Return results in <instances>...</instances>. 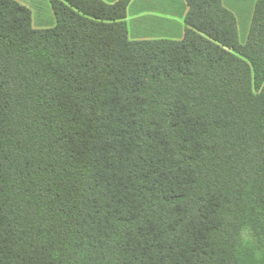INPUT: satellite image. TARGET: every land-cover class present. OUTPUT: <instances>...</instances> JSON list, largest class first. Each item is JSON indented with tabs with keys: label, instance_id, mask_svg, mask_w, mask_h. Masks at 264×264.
Returning a JSON list of instances; mask_svg holds the SVG:
<instances>
[{
	"label": "trees",
	"instance_id": "obj_1",
	"mask_svg": "<svg viewBox=\"0 0 264 264\" xmlns=\"http://www.w3.org/2000/svg\"><path fill=\"white\" fill-rule=\"evenodd\" d=\"M130 0H0V264H264V0L130 40Z\"/></svg>",
	"mask_w": 264,
	"mask_h": 264
},
{
	"label": "crops",
	"instance_id": "obj_2",
	"mask_svg": "<svg viewBox=\"0 0 264 264\" xmlns=\"http://www.w3.org/2000/svg\"><path fill=\"white\" fill-rule=\"evenodd\" d=\"M102 1L112 5L118 0ZM254 3L255 0L253 1V6ZM222 4L234 14L233 10L224 5L223 0ZM186 11L184 0H130L125 18L128 36L131 40H179L184 35V16ZM141 20L144 24L135 26L133 30L135 36H131V22H141Z\"/></svg>",
	"mask_w": 264,
	"mask_h": 264
},
{
	"label": "rangeland",
	"instance_id": "obj_3",
	"mask_svg": "<svg viewBox=\"0 0 264 264\" xmlns=\"http://www.w3.org/2000/svg\"><path fill=\"white\" fill-rule=\"evenodd\" d=\"M19 4L25 5L30 11L31 25L35 29L42 28H51L56 23L55 15L53 16V10L51 8V3L49 4V0H14ZM253 1L254 0H223L224 5L229 9L233 10L234 16L237 22L239 41L243 43L247 36V31L250 24V19L253 11ZM185 2V6L187 8L186 14L189 10V7ZM52 11V12H51ZM185 14V16H186ZM184 16V18H185ZM143 25L140 21L131 22V36L134 35V27L138 25ZM185 29L186 25L184 23ZM185 32V30H184ZM129 37V36H128ZM131 40V38H129Z\"/></svg>",
	"mask_w": 264,
	"mask_h": 264
}]
</instances>
